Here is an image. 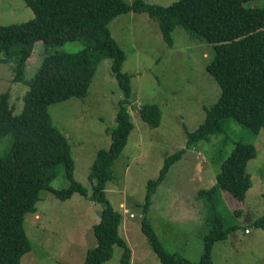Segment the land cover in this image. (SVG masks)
<instances>
[{"label": "trees", "instance_id": "trees-1", "mask_svg": "<svg viewBox=\"0 0 264 264\" xmlns=\"http://www.w3.org/2000/svg\"><path fill=\"white\" fill-rule=\"evenodd\" d=\"M24 1L32 9L33 18L21 23H0V61L11 62L12 80L28 86L18 114H14L9 103V92L0 93V138L11 137L8 152L0 155V264H20L23 254L30 250L23 221L25 214L35 212L41 190L63 200L79 194L102 202L99 220L92 228L97 243L88 248L84 264H103L111 258L114 245L122 248L121 264H128L131 251L119 235L122 213L106 198L105 189L113 177V163L133 130L128 109L130 76L120 71L124 55L110 36L108 23L120 14L145 12L158 21L170 47L176 27L212 47L213 57L206 70L218 83L220 94L211 107H205L203 123L188 134L189 148L211 136L224 135L227 120L255 136L264 128V5L249 6L251 0H175L169 5L143 0ZM74 40H81L84 46L75 52L44 54L33 76L25 79L27 61L36 42L46 48ZM104 57L111 60L110 70L121 97L117 101L115 126L109 131V145L96 152L90 166L88 192L74 179L70 146L52 125L47 108L57 101L84 96ZM137 112L150 128L159 126L162 111L157 104H142ZM182 155L180 150L166 157L158 177L147 181L140 229L162 264H211L213 244L236 228L222 214L224 207L219 213L218 204H223L220 191L236 200L244 199L251 186L247 164L256 156V147L232 142L220 158L215 184L198 190L197 196L203 199L207 210L209 229L203 235L197 261L166 250L147 217L152 194ZM58 166L63 168L69 184L56 190L50 183ZM237 215L238 210H234L232 216ZM253 224L264 230V216Z\"/></svg>", "mask_w": 264, "mask_h": 264}, {"label": "rangeland", "instance_id": "rangeland-1", "mask_svg": "<svg viewBox=\"0 0 264 264\" xmlns=\"http://www.w3.org/2000/svg\"><path fill=\"white\" fill-rule=\"evenodd\" d=\"M143 1L169 5L175 0ZM248 5L263 6L264 0H251ZM33 16L24 0H0L1 24L21 23ZM107 28L124 55L120 71L130 76L131 104L128 109L133 130L113 163V177L107 183L105 193L113 207L121 211L122 219L130 229L134 264H162L140 229L141 210L147 181L157 178L164 159L180 150H183L181 159L169 168L151 196L147 217L166 250L176 251L191 261L198 260L202 238L209 226H204L205 231L198 229L189 212L196 210L199 201L203 200L197 196L198 190L215 184L220 158L235 141L256 147V156L247 164L251 186L241 201L220 191L223 204H218L219 213L224 207L222 214L236 228L225 239L213 244L211 264H264V230L253 224L264 216V128L255 136L245 127L227 120L224 135L211 136L208 141L186 148L188 134L203 123L205 107H211L220 94L218 83L206 70L213 57L212 47L190 37L181 27L173 30L170 47L158 21L145 12L117 15ZM83 46L81 40L46 48L40 41L36 42L27 61L25 79L33 76L44 54L75 52ZM110 62L109 57L100 61L84 96L57 101L47 108L52 125L70 146L74 179L88 192L91 191L90 166L96 152L109 145V131L115 126L117 101L121 97ZM12 77V63L0 61V93L9 92V103L14 114H18L28 86L14 82ZM145 103L157 104L162 111L157 128H150L139 118L137 109ZM10 144V136L0 138V155L8 152ZM68 184L63 168L58 166L50 187L58 190ZM85 197L72 194L63 200L46 190L39 192L35 212L24 216L30 250L23 254L20 264H29L31 257L38 259L37 264H83L81 261L86 255L81 254V249L86 250L97 243L92 223L96 222L94 216L103 207L102 202ZM124 210L133 213L134 217ZM234 210H238L237 216H232ZM182 233L188 235V240L177 237ZM119 235L125 236L121 225ZM48 242H51L52 251L43 249ZM46 251L50 253L46 255ZM121 257L122 248L114 245L111 258L103 264H121Z\"/></svg>", "mask_w": 264, "mask_h": 264}, {"label": "crops", "instance_id": "crops-1", "mask_svg": "<svg viewBox=\"0 0 264 264\" xmlns=\"http://www.w3.org/2000/svg\"><path fill=\"white\" fill-rule=\"evenodd\" d=\"M127 2H129V0H126ZM85 197V196H84ZM86 198V197H85ZM90 200V199H89ZM90 201H92V200H90ZM201 202H203V201H199V207L196 209V210H192L191 212H189L190 214H191V218H193L194 219V225L195 226H197V228L198 229H200V230H203V231H205V228H204V226L206 225V217H207V214L205 213V211H204V209H203V205H202V203ZM121 203V202H120ZM121 204H124V203H121ZM124 213H126V212H124ZM148 213H149V210H148ZM94 218L95 219H97L96 220V222L95 223H97L98 222V220H99V214L98 215H96V216H94ZM125 220L124 219H122V221H121V228H122V230L124 231V233H125V236H124V239H125V241L127 242V245H128V247L130 248V251H131V255H130V261H129V263L128 264H134V255H135V252H134V249H133V245H132V242H130V229L128 228V225H127V223H125L124 222ZM95 223H92V225H94ZM177 237H179L180 239H183V240H188L187 239V237H188V235H186L185 233H182V236L181 235H178L177 234ZM49 245L51 246V242H48V243H46V245H44V247H43V249H48V250H51L52 251V246L51 247H49ZM96 245V244H95ZM94 245V246H95ZM79 246H80V244H79ZM93 247V246H92ZM86 250H82L81 249V254L82 255H86V253H87V251H88V248H85ZM184 249V248H183ZM173 252H176V251H173ZM46 253V255H48L50 252H48V251H46L45 252ZM72 253V252H71ZM31 259L32 260H30L31 262L29 263V264H37V260L38 259H35V258H32L31 257ZM69 259H71V257L69 258ZM65 260V259H64ZM84 261H85V258H84V260L83 261H81V263H83L84 264ZM21 262V261H20ZM68 263V262H67ZM70 264H73L74 262H69Z\"/></svg>", "mask_w": 264, "mask_h": 264}, {"label": "built area", "instance_id": "built-area-1", "mask_svg": "<svg viewBox=\"0 0 264 264\" xmlns=\"http://www.w3.org/2000/svg\"><path fill=\"white\" fill-rule=\"evenodd\" d=\"M124 212L128 213L126 210H124ZM128 215H129L130 217H134V214L131 213V212H129Z\"/></svg>", "mask_w": 264, "mask_h": 264}]
</instances>
